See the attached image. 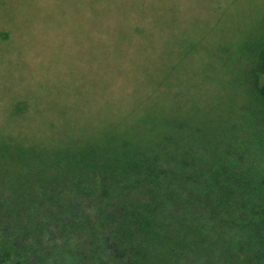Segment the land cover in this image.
<instances>
[{"label":"trees","instance_id":"1","mask_svg":"<svg viewBox=\"0 0 264 264\" xmlns=\"http://www.w3.org/2000/svg\"><path fill=\"white\" fill-rule=\"evenodd\" d=\"M262 38L241 51V110L215 124L173 111L52 147L1 141L0 264H264Z\"/></svg>","mask_w":264,"mask_h":264},{"label":"rangeland","instance_id":"2","mask_svg":"<svg viewBox=\"0 0 264 264\" xmlns=\"http://www.w3.org/2000/svg\"><path fill=\"white\" fill-rule=\"evenodd\" d=\"M263 29L264 0H0V142L52 147L173 111L215 124L241 110V51Z\"/></svg>","mask_w":264,"mask_h":264}]
</instances>
